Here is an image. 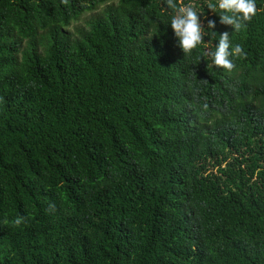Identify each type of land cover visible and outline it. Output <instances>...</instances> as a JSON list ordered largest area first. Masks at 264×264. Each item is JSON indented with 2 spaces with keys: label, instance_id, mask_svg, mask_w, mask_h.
Listing matches in <instances>:
<instances>
[{
  "label": "trees",
  "instance_id": "1",
  "mask_svg": "<svg viewBox=\"0 0 264 264\" xmlns=\"http://www.w3.org/2000/svg\"><path fill=\"white\" fill-rule=\"evenodd\" d=\"M209 2L186 54L166 0H0V264H264V0Z\"/></svg>",
  "mask_w": 264,
  "mask_h": 264
},
{
  "label": "clouds",
  "instance_id": "2",
  "mask_svg": "<svg viewBox=\"0 0 264 264\" xmlns=\"http://www.w3.org/2000/svg\"><path fill=\"white\" fill-rule=\"evenodd\" d=\"M166 4L173 13L169 25L179 39L183 51L191 54L193 49H197L204 43V29L200 23L201 12L197 10L198 5L191 3V0L186 4L178 3L177 0H166ZM207 6L219 11L222 22L233 24L237 31L243 27L242 22L251 20L257 12L255 0H215V2H209ZM214 26V21H208L209 28ZM228 41L227 33L220 36L218 46L211 53V59L214 65L232 70L234 65L227 59L230 55ZM232 53L237 56L244 55L239 45L232 50ZM16 222L20 223L19 220Z\"/></svg>",
  "mask_w": 264,
  "mask_h": 264
},
{
  "label": "rangeland",
  "instance_id": "3",
  "mask_svg": "<svg viewBox=\"0 0 264 264\" xmlns=\"http://www.w3.org/2000/svg\"><path fill=\"white\" fill-rule=\"evenodd\" d=\"M103 8H104V6L99 8L98 10L89 11V12L85 13L78 22L73 24V27H75V26L87 27L88 22L91 20V18L96 16V15H98L103 10ZM73 27L71 28L72 32H74V28Z\"/></svg>",
  "mask_w": 264,
  "mask_h": 264
}]
</instances>
